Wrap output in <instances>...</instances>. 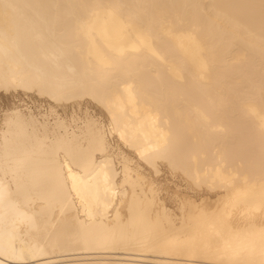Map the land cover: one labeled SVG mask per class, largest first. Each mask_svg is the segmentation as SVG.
<instances>
[{
    "label": "bare ground",
    "instance_id": "1",
    "mask_svg": "<svg viewBox=\"0 0 264 264\" xmlns=\"http://www.w3.org/2000/svg\"><path fill=\"white\" fill-rule=\"evenodd\" d=\"M0 92V264H264V0H0Z\"/></svg>",
    "mask_w": 264,
    "mask_h": 264
},
{
    "label": "rangeland",
    "instance_id": "2",
    "mask_svg": "<svg viewBox=\"0 0 264 264\" xmlns=\"http://www.w3.org/2000/svg\"><path fill=\"white\" fill-rule=\"evenodd\" d=\"M0 121L2 120V116L5 113L4 111L11 109L13 107H16L18 105L21 106V108H26L27 106H34V110L36 112L38 111H44L46 108L49 107L51 101H49L47 98H40L37 94H32L29 98L27 95H25L24 92L16 93H5L0 92ZM54 104V103H52ZM81 111H78L80 115H83L86 111H89L91 114L96 115L97 117L103 119V121L107 124L108 118L106 112L99 107L97 104L86 100L82 102ZM55 105V104H54ZM59 112L69 117L71 115L73 108L72 106H68V108H62L61 106L57 107ZM115 137V138H114ZM112 138V142H116L118 138L117 136H114ZM124 150L137 162H139V159L134 156L133 151L130 149H127L126 147L122 146ZM143 163V162H142ZM159 172H155L148 164L143 163V170L144 172L151 178L154 179L159 185H161L164 189L169 192L170 195H175L176 193H180L181 195H185L188 197H191L193 199L201 200L211 197L215 198L216 195L206 187H196L186 176H184L179 171L172 170L171 167L168 166L167 162L160 161L159 162ZM171 168V169H170ZM155 173V174H154ZM157 173V174H156ZM205 197V198H204ZM172 199V200H171ZM175 204H174V203ZM167 205L176 210L177 204L175 201V198H172L171 196H168L166 199ZM174 205V206H172Z\"/></svg>",
    "mask_w": 264,
    "mask_h": 264
}]
</instances>
